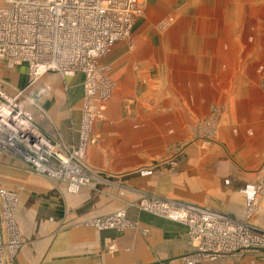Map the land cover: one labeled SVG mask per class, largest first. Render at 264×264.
I'll list each match as a JSON object with an SVG mask.
<instances>
[{
	"label": "rangeland",
	"instance_id": "obj_1",
	"mask_svg": "<svg viewBox=\"0 0 264 264\" xmlns=\"http://www.w3.org/2000/svg\"><path fill=\"white\" fill-rule=\"evenodd\" d=\"M142 1L146 5V10L134 27L131 37L127 41L117 43L111 53L101 58L95 65L97 85L100 87L95 97L90 98V83H87L88 79L86 80L84 76L85 91L82 99L85 105L81 113L82 132L77 149L67 152L65 147L62 148L63 145L51 141L45 133H40L47 142L60 147L57 155L70 163L72 160L73 166L79 169L78 173H73L74 176H78L76 179L85 183L78 189L79 194L70 191L72 188L69 189L75 180L70 174L74 172L70 170L71 168L66 170L65 177L60 176L61 181L54 174L38 173L37 168H34L35 164L27 160L24 162L16 153L15 156L25 164L21 167L5 166L7 159L13 163L11 155L8 154V158L4 157L7 153L14 152L11 149L1 152L0 155L1 190L7 191L8 188H12L19 194L20 186L24 187L25 183L36 184L39 196H35L48 205L57 202V195L61 197L58 193L68 198L71 195L75 197L81 195L80 191L83 189L90 190L93 194L100 191L103 185L99 186L98 182L104 180H100L101 175H97L96 171L86 170V167L92 164L88 153L90 148L101 142L97 129L103 128L109 117H112L111 105L117 95L120 98V105L115 110L116 117L118 114L120 117L127 113L134 116L138 158H143L145 163L137 165L143 166L138 171L137 167H133L131 172L123 170L127 173L119 174L122 172L120 171L105 178L106 181L103 183H106L109 194L115 197L120 193L122 195L123 190L132 192L130 182L132 173L134 175L150 170L161 174L163 169L174 167L179 163L178 158L184 156L186 161H190V157H201L204 162L201 163L202 170L205 168L212 176H218L220 170L230 168L225 159V156L229 158L226 150L245 149L247 144L244 146L241 143L244 140L239 138V135L235 139V135L232 134L237 135L240 129L249 128L251 124V127H255L254 123L258 116L264 119V0ZM117 51L120 53L113 58L112 54ZM17 68L6 61H0V88L12 92L11 94L15 92L21 94L23 90V88L21 91L18 90L22 84L18 86L16 79L12 78ZM18 70L20 71L19 68ZM21 70L22 73H28V69ZM92 84L97 88L96 84ZM26 98L22 99L23 106L28 110L25 111L34 115V121H43L44 116L41 112L35 111L36 101L31 98L30 100L27 95ZM195 107L198 116L193 113ZM118 124L121 133L124 132V135L117 138L121 154H124V150L128 148L127 141L132 137L129 139L127 136L128 129H124L123 126L125 122ZM111 139H103L104 146L109 147L105 149H115L111 148L110 144L115 136ZM252 140V149L255 150L252 162L259 163L255 167L258 170L261 168L260 139L253 137ZM127 155L125 151V156ZM113 157L115 153H111L106 159ZM219 157L220 160H217ZM51 163L56 167L54 168L56 174L63 168L60 161L51 159L50 164L44 166H51ZM183 167L182 170L191 166L185 164ZM122 178L126 180L124 184ZM140 180H151V177L140 176ZM55 181L63 182L67 189ZM259 183H262V174ZM124 196L130 198V195ZM9 197L10 195L6 198ZM162 200L176 205L183 204L167 198L147 196L127 202L126 208L123 209H114L115 206H110L108 211L112 212L111 215L92 220L98 229L121 232L132 230V225L136 224V221L129 219L131 212L134 211L132 209L152 214L142 209V203ZM17 206L18 198L13 206L14 220L18 211ZM254 207L255 204L250 210ZM250 210H247L248 218L252 217ZM121 214L123 217H118ZM21 246L17 251L22 249ZM192 249L190 264L210 263L211 259H194L196 249L195 247ZM251 251L253 250L244 253L253 254ZM233 255L235 254L221 259L215 258L213 264H237L230 258ZM12 260L6 259L5 264H11ZM250 260L249 257H243L240 262L250 264Z\"/></svg>",
	"mask_w": 264,
	"mask_h": 264
},
{
	"label": "crops",
	"instance_id": "obj_2",
	"mask_svg": "<svg viewBox=\"0 0 264 264\" xmlns=\"http://www.w3.org/2000/svg\"><path fill=\"white\" fill-rule=\"evenodd\" d=\"M140 2L145 12L146 5L142 0ZM4 4L5 0H0V8ZM118 53L120 52L112 54V57H117ZM20 67H18L20 71L17 68L12 78L16 79L17 85L22 84L21 88L18 85V90L21 91L23 88L21 100L26 98V95L29 99L35 100V111L39 110L44 116L43 121H35L40 131L48 135L51 141H57L61 146L63 145L62 148L65 147L67 152L77 149L82 132L83 114L81 113L85 105L82 99L85 91L84 74L64 78L57 73H51L32 83L27 67ZM22 68H25L28 73H22ZM7 92L10 95L19 93ZM117 96L111 105L112 117H109L103 128L97 129L101 142L90 148L88 153L92 164H89L86 170L96 171L97 175H101L100 180L104 181L109 175L113 176L120 171L122 172L119 174L127 173L123 170L131 172L133 167L145 163L143 158H138L134 116L127 113L120 117L118 114L116 117L115 110L120 105V98ZM23 108L26 109L24 106ZM193 113L199 115L196 107ZM122 122H125L124 129H128V138L132 137L127 141L128 148L124 150V154H121L119 141H117L118 137L124 135L118 124ZM254 124L255 127H251V124L249 128L240 129L237 135L232 134L235 135V139L239 135V138L244 140L241 143L247 145H244L245 151H234L232 148L231 151L226 150L229 158L225 156V159L230 168L223 171L219 169L218 176H212L205 168L202 170L201 163L204 162L201 157H190L191 160L186 161L184 156H180L178 164L176 163L172 168L163 169L161 174L150 170L140 174L132 173L130 180L132 192L123 190L122 195L120 193L117 197L109 194L110 191L107 190L104 181L98 182V185L103 187L94 194L90 190L81 189L82 196L71 195L66 198L58 193L61 197L57 195V202L50 205L43 203L39 197L35 196H39L36 184L25 183L24 187L20 186L21 193L26 192L24 194L20 192L18 194L15 189L8 188L7 192L15 193L18 198L19 206H17L14 223L17 226L20 246L22 245V249L12 258L11 264H190L193 246H191L188 228L180 222L176 223L132 209L134 211L131 210L129 219L136 221V224L131 227L132 230L121 232L98 229L94 226L92 219L112 214L108 211V207L115 206L114 209H123L126 208L127 202L147 196L211 208L226 214L234 222L247 224L254 230L264 231V192H259L261 174L262 180L264 179V119L258 116ZM114 136L115 139L110 144L111 148L115 147V149H105L109 147L104 146L103 139H111ZM253 137L260 139L261 168L258 170L255 167L259 163L252 162V155L255 152L252 149ZM111 153H115V157L106 159ZM8 154L11 155L13 163H10L9 159H4L5 166L21 167L25 164L13 153H7L4 157L8 158ZM182 160L191 167L182 170L181 168L185 165ZM217 160H220V157ZM140 167L143 166H138L136 170L138 171ZM140 176L151 177V180L141 181ZM121 181L122 184L126 182L124 178ZM55 182L67 189L63 182ZM124 195H130V198ZM116 200L118 202H113ZM254 204L252 217L248 218L247 210H250ZM251 252L253 254L242 252L230 258L237 264H244L240 262L243 257H249L250 264H264V250L256 249ZM215 261L216 259H211L210 263L202 262L201 264H213Z\"/></svg>",
	"mask_w": 264,
	"mask_h": 264
},
{
	"label": "built area",
	"instance_id": "obj_3",
	"mask_svg": "<svg viewBox=\"0 0 264 264\" xmlns=\"http://www.w3.org/2000/svg\"><path fill=\"white\" fill-rule=\"evenodd\" d=\"M143 15L140 0H5L0 8V61L26 66L32 83L51 72L65 76L81 72L87 80L88 68L96 75V63L131 37ZM21 95L0 89V147L11 148L10 153L24 162L31 155L33 160L28 162L37 165V143L21 130L23 117L24 124H32L22 112ZM5 110H10L9 116L1 115ZM259 185L263 192L264 183ZM9 195L17 197L0 189V264L13 258L20 246L13 208L17 199H7ZM142 209L184 224L199 260L264 250V231L247 224L235 226L211 208L162 200L143 202Z\"/></svg>",
	"mask_w": 264,
	"mask_h": 264
},
{
	"label": "bare ground",
	"instance_id": "obj_4",
	"mask_svg": "<svg viewBox=\"0 0 264 264\" xmlns=\"http://www.w3.org/2000/svg\"><path fill=\"white\" fill-rule=\"evenodd\" d=\"M88 70L90 71V73L87 75V78H88L87 83H90V86H89V88H90L89 90L90 91H89V93H90V98H91V97H95L96 96L97 90L100 87H98V85H97V77H96V75H94V73L91 70V68H88ZM51 73H47V74H51ZM57 74H59V73H57ZM77 74H82V73L81 72H74L73 74H68L66 76H75ZM61 76L64 77L65 75H61ZM38 80H36V81H38ZM92 83L96 84L97 85V88ZM23 109L24 108H22V112H23ZM3 114H4V116H9L10 115V110H5L4 112L1 113L2 116H3ZM24 114H25V116H27V115L29 116V117H27V119H29V121L32 123L31 124L32 126L30 124H24V117H23V119L21 121L22 122L21 123L22 124L21 130H23L24 135L27 136V138L30 141L32 140L33 142L37 143V146H38V148H37V153L38 154L36 153L37 154V160H36V164L37 165H34V168L35 169L37 168V172L38 173L39 172H43V173H49V174L51 173V174H54V176H56L57 179H59L61 181H62V177H60V176H64L65 177V174H66V170L67 169H70L71 168L70 170H73L74 171V172H70V174H72V176H74L73 173H76V172L78 173L79 172V169L73 166L72 160H71V163H70V162H68V160H65L63 157L61 158L60 155H57V153H58L57 150L60 149L59 146H57L56 144H52L49 141L47 142V140L44 139V137L42 138L40 136V133H43V132L40 131L39 127L35 124V121L33 119V116L30 115L29 113H26V112H24ZM48 144H51V145H48ZM4 149H6V147H4V148L0 147V155L2 154L1 152H3V151L4 152H7V151H9L8 149H11V148H8L7 150H4ZM28 156H29L28 161L29 160H33L32 159L33 157L31 155H28ZM62 156H64V155L62 154ZM50 159L53 160V161L54 160L60 161V163L62 164V167L63 168L61 169V171L59 173L56 174L57 171H56V169H54L55 167H54V165H52V163H51V166H53V167H51L49 165H46L48 167L44 166L45 164H50ZM29 163L32 164V162H29ZM75 177H78V176L76 175V176H74V178ZM263 183H264V179L262 180V185H263ZM71 184H72V186H71L72 189H70V191L75 192V193H78V189L81 188L82 186H84L85 183H84V181L75 178V180L72 181ZM263 192H264V189H263ZM10 199H17V197H11ZM213 212H215L217 214L220 213L221 216L227 217L231 222H233V224L235 226L238 225V227H239V223L232 221L230 219V217H228L226 214H222L221 212H218L216 210H214ZM250 213H252V210L250 211ZM210 222L211 221H209V223ZM11 224L13 226V222ZM240 224H242V223H240ZM248 250L249 249H246L245 251H248ZM11 251H14L13 248H12Z\"/></svg>",
	"mask_w": 264,
	"mask_h": 264
}]
</instances>
